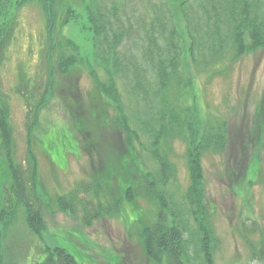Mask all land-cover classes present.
<instances>
[{
  "label": "rangeland",
  "instance_id": "rangeland-1",
  "mask_svg": "<svg viewBox=\"0 0 264 264\" xmlns=\"http://www.w3.org/2000/svg\"><path fill=\"white\" fill-rule=\"evenodd\" d=\"M87 1L51 0L44 8L41 1L26 2L7 17L11 26L1 38L0 95L9 105L14 154L24 170L29 168L28 109L20 90L33 91L36 104L45 97L40 125L49 131L35 146L44 207L40 238L31 234L22 213L10 225L1 220L4 264L35 262L44 247L54 255L65 249L77 264H159L148 257L142 232L165 217L166 209L184 215L191 257L199 245L191 233L199 226L214 264H260L255 254L264 250V50L236 61L227 56L209 71L187 61L184 75L191 94L183 104L195 110L204 132L221 123L227 132L223 151L199 153L196 179L190 146L182 138L169 139L166 155L160 150L156 162L149 150L152 139L134 130L141 142L136 137L131 142L118 123L123 112L126 126L130 121L138 129L132 120L134 91L97 61ZM129 7L146 10L142 1L127 3L124 25H129ZM61 33L73 45L65 44V56L75 61L65 75L58 70L60 54L47 53ZM120 51L129 52V36ZM49 53L55 54L52 65ZM70 76L78 77L76 88L68 82ZM78 105L92 129L88 138L93 151L86 144L81 153L63 129L72 123L70 110L78 113ZM95 112L98 116L91 121ZM77 139L84 142V135ZM7 166L6 155L0 156V209ZM140 175L154 181V196L146 191L137 197ZM141 183L147 188L146 180Z\"/></svg>",
  "mask_w": 264,
  "mask_h": 264
},
{
  "label": "trees",
  "instance_id": "trees-1",
  "mask_svg": "<svg viewBox=\"0 0 264 264\" xmlns=\"http://www.w3.org/2000/svg\"><path fill=\"white\" fill-rule=\"evenodd\" d=\"M33 1L43 2V8L44 3H51V0H0V19L4 21L0 25V45L3 44L1 38L11 26L7 21L10 11ZM137 1L145 4V12L141 13L138 7L132 11V7H129V25H124L126 11L123 7ZM87 3L89 30L96 37L94 44L97 61L111 69L112 75L127 82L130 93L134 91L131 94L136 104L132 108V120L138 129H133L130 121L129 128L126 126L123 112L121 115L124 118H119L118 123L129 132L131 142L133 137L141 142L135 131L152 139L153 142L149 139V150L156 162L162 156L161 151L166 155V142L169 139L176 136L182 138L190 146V167L197 179L196 175L200 173L197 172L199 153L202 150L223 151L227 132L223 123L204 132L200 129L201 119L195 114V110L183 104L191 94L190 81L184 75L187 61L191 60L199 70L209 71L217 69L227 56L236 61L250 53L264 50V0H88ZM68 5L70 6L69 3ZM51 10L50 6L47 11ZM127 15L126 12V17ZM128 36L129 52L126 54L120 49ZM65 44L73 46L61 33V37L55 38L52 48L47 51L60 54L57 57L58 70L63 75L68 74L67 71L75 65L74 60H68L65 56ZM52 53L48 54L51 65L55 56L53 54L50 57ZM69 79L68 82L73 83L76 88L78 77L70 76ZM28 92L27 89L20 90L28 109L27 170L16 160L10 109L7 101L0 95V156L6 155L8 164V179L2 190L4 202L0 209V221H3V226L10 225L13 218L22 213L31 234L40 238L44 207L38 193L35 146L49 130L44 128L43 123L40 125L45 97V100L41 98L36 104L34 92ZM192 103L195 105L196 100L192 99ZM78 107V113L70 110L72 123L70 126L63 125V129L74 138L76 148L81 153L86 144L93 151L92 139L88 138L92 129L85 121L82 106ZM90 115L93 121L98 113ZM79 134L84 135V142L77 139ZM132 147L134 148L133 144ZM139 179L137 182L140 183L136 185L137 197H144L146 191L148 196H154L150 192L156 188L154 181L148 175H140ZM142 180H146L147 188L141 183ZM162 180L166 181L163 177ZM63 201L61 199L60 204ZM166 213L156 225L145 227L142 232V236L146 238L148 257L159 264H214L211 246L206 243L208 239L201 238L203 228L198 226L195 233L190 232L192 239L197 237L200 245L195 246V254L191 257L189 252L192 244L186 237L188 228L184 215L168 209ZM3 233L0 230V244ZM3 251L0 246V264H4ZM56 253L54 255L49 248L44 247L37 260H30V264H77L76 259L65 249L61 248ZM255 256L260 264H264L263 249Z\"/></svg>",
  "mask_w": 264,
  "mask_h": 264
}]
</instances>
